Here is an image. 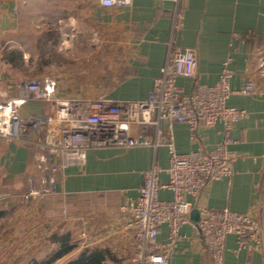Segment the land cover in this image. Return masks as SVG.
Listing matches in <instances>:
<instances>
[{"label": "crops", "instance_id": "crops-1", "mask_svg": "<svg viewBox=\"0 0 264 264\" xmlns=\"http://www.w3.org/2000/svg\"><path fill=\"white\" fill-rule=\"evenodd\" d=\"M29 1L0 0V52L9 43L19 45L25 27L39 28L37 14L58 15L54 27L70 46L74 38L86 37L108 45L114 58L120 54L110 68L113 84L108 94L97 98L148 100L151 80L160 76L168 54L176 48L197 51L195 77L177 80L186 93L216 87L224 72L230 74L232 94L226 106L246 114L235 125L228 148L233 175L209 184L200 197L186 200L193 211L228 209L256 220L257 240L243 246L233 234L226 238L223 264H264V0H132L126 8H105L99 0H37L39 5L32 7ZM1 53L4 66L7 61ZM249 83L256 94L240 93ZM58 94L76 97L63 94L59 84ZM173 131L180 154L212 151L222 140L221 124L199 126L193 137L186 124H175ZM169 160L164 146L89 151L85 164L66 168L63 181L52 188L47 177L51 161L38 146L0 139V264H61L64 258L72 255L77 260L91 249L107 251L119 263L129 264L133 240L124 228L120 207L137 198L151 168L157 166L160 180L168 182ZM160 198L167 201L172 195L161 190ZM62 211L71 214V221L63 219ZM190 219L180 229L168 264H213ZM68 237L74 249L52 261L62 239ZM168 239L169 226L164 224L157 240L167 243Z\"/></svg>", "mask_w": 264, "mask_h": 264}, {"label": "built area", "instance_id": "built-area-1", "mask_svg": "<svg viewBox=\"0 0 264 264\" xmlns=\"http://www.w3.org/2000/svg\"><path fill=\"white\" fill-rule=\"evenodd\" d=\"M99 2L105 8H126L132 0ZM196 69L195 49L172 50L160 76L151 80L150 96L144 102L62 97L58 82L48 77L22 82L14 97L0 100V139L43 149L52 163L47 176L52 188L63 181L66 168L83 166L89 151L166 147L170 155L165 171L168 182L160 180L157 166L151 168L144 175L137 198L128 199L120 212L133 240L129 264H168L176 252L181 227L191 223L193 207L186 197L198 198L209 184L232 177L233 160L228 148L233 143L235 125L246 117L244 112L226 106L232 94L230 74L226 72L220 85L213 88L200 87L186 93L177 86L179 78H194ZM240 93L252 96L256 90L249 83ZM175 124L188 125L192 137L199 126L213 128L221 124L222 140L212 151L180 154L175 148ZM161 190L168 191L171 200H162ZM198 214L193 225L211 252L213 264L224 263L229 235H235L243 246L259 236V223L247 215L208 208ZM62 217L72 219L67 211ZM164 224L169 226V239L159 243L157 237Z\"/></svg>", "mask_w": 264, "mask_h": 264}, {"label": "rangeland", "instance_id": "rangeland-1", "mask_svg": "<svg viewBox=\"0 0 264 264\" xmlns=\"http://www.w3.org/2000/svg\"><path fill=\"white\" fill-rule=\"evenodd\" d=\"M37 2L30 0L28 6L39 5ZM24 15L31 16L27 12ZM57 18L58 15L47 17L43 13L41 16L37 14L35 21L39 28L36 27L34 31L25 27L19 36V45L9 43L4 51L0 52L7 61L5 67L0 63V100L14 97L22 82L47 77L55 79L60 91L63 94L67 92L66 95L97 98L108 94L105 92H108V87L113 84L110 68L118 62L117 55L120 54L116 52L114 58L108 50V45H103L102 42L94 44L87 41L86 37L84 40L74 38L70 46L68 40L64 42L61 38L56 27ZM20 51L21 58L18 59ZM51 165L52 163L49 169ZM74 260L70 255L67 259L64 258L61 264H69Z\"/></svg>", "mask_w": 264, "mask_h": 264}, {"label": "trees", "instance_id": "trees-1", "mask_svg": "<svg viewBox=\"0 0 264 264\" xmlns=\"http://www.w3.org/2000/svg\"><path fill=\"white\" fill-rule=\"evenodd\" d=\"M73 249L74 246L72 245L69 237L67 239H62L61 247L59 251L53 255L52 261L62 259L71 253ZM110 261H112V263ZM118 261V259L109 254L107 251L105 252L101 249H91L84 251L77 260L70 262L69 264H115Z\"/></svg>", "mask_w": 264, "mask_h": 264}, {"label": "water", "instance_id": "water-1", "mask_svg": "<svg viewBox=\"0 0 264 264\" xmlns=\"http://www.w3.org/2000/svg\"><path fill=\"white\" fill-rule=\"evenodd\" d=\"M198 215H199V214H198V211H197V210H194V211L192 212V215H191L192 221L197 222L198 219H199V216H198Z\"/></svg>", "mask_w": 264, "mask_h": 264}]
</instances>
